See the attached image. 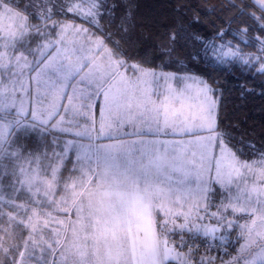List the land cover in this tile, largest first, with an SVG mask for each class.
<instances>
[{"label": "snow or ice", "instance_id": "snow-or-ice-1", "mask_svg": "<svg viewBox=\"0 0 264 264\" xmlns=\"http://www.w3.org/2000/svg\"><path fill=\"white\" fill-rule=\"evenodd\" d=\"M229 6L207 36L187 3L0 0V264H264V137L222 114L264 80L199 71L264 77V0Z\"/></svg>", "mask_w": 264, "mask_h": 264}, {"label": "trees", "instance_id": "trees-1", "mask_svg": "<svg viewBox=\"0 0 264 264\" xmlns=\"http://www.w3.org/2000/svg\"><path fill=\"white\" fill-rule=\"evenodd\" d=\"M135 7V12L138 21H145L147 19H152L158 21L160 24L170 23L175 13L172 11L173 7L179 4H190L191 8L187 11V20H190L193 16L199 15L201 19V24L197 27L200 29L201 33L207 36H211L215 29L227 28L228 22L231 17L236 15V9L231 8V0H133ZM214 9V13L210 10ZM251 12L252 9H247ZM213 21L215 24V29L213 24L209 23ZM223 22V23H222ZM252 21L248 16H240L231 22V29L233 30L229 36L225 39H231L236 35V29L245 27L246 24H251ZM155 31V29H154ZM159 31H163V28H159ZM250 36L257 35L256 32H250ZM239 39V38H238ZM235 43V41H234ZM183 42L177 46L176 53L169 60L168 57H164L165 63L169 66L161 69L160 60H156V70H163L168 72H176L178 69H182L183 66L187 65L188 61L185 59L186 53L191 51L190 48H184ZM245 53H255V47H245L241 45ZM179 61L177 63H172L171 61ZM182 62V63H180ZM221 66L212 64L210 66L201 64L199 66V71L207 74L210 78L223 82L225 79L231 83L236 82V78L240 80H247L249 85L255 84L259 90L261 86V81L264 77H256L255 80L251 76H241L239 69H229L231 75L226 71L220 70ZM228 96V93H225ZM241 103L236 98V92H233L223 108L222 114L225 117V122L236 123L240 121V132H246L248 137L254 138L257 142L260 141L261 137H264V97L260 96H250L244 102L243 106L239 109L236 105Z\"/></svg>", "mask_w": 264, "mask_h": 264}, {"label": "rangeland", "instance_id": "rangeland-1", "mask_svg": "<svg viewBox=\"0 0 264 264\" xmlns=\"http://www.w3.org/2000/svg\"><path fill=\"white\" fill-rule=\"evenodd\" d=\"M158 71V70H157ZM213 255H215V253H213Z\"/></svg>", "mask_w": 264, "mask_h": 264}, {"label": "crops", "instance_id": "crops-1", "mask_svg": "<svg viewBox=\"0 0 264 264\" xmlns=\"http://www.w3.org/2000/svg\"><path fill=\"white\" fill-rule=\"evenodd\" d=\"M158 71H160V70H158ZM168 72V71H167Z\"/></svg>", "mask_w": 264, "mask_h": 264}]
</instances>
